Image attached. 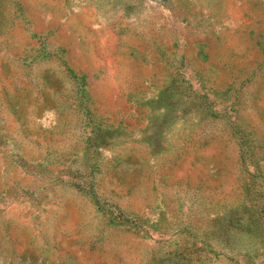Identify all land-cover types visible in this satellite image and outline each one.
I'll return each mask as SVG.
<instances>
[{
    "label": "rangeland",
    "instance_id": "rangeland-1",
    "mask_svg": "<svg viewBox=\"0 0 264 264\" xmlns=\"http://www.w3.org/2000/svg\"><path fill=\"white\" fill-rule=\"evenodd\" d=\"M0 264H264V0H0Z\"/></svg>",
    "mask_w": 264,
    "mask_h": 264
}]
</instances>
